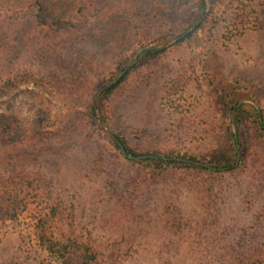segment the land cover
<instances>
[{
  "label": "rangeland",
  "instance_id": "374dc122",
  "mask_svg": "<svg viewBox=\"0 0 264 264\" xmlns=\"http://www.w3.org/2000/svg\"><path fill=\"white\" fill-rule=\"evenodd\" d=\"M260 2L217 0L210 14L208 0L209 11L204 19L210 17L207 24L181 45L176 46V42L162 50L169 52L161 67L145 71L143 77L118 97L113 118L121 128L141 134L145 151L179 145L184 154L188 145L177 143L174 128L181 118L185 126L200 125L199 120L217 122V107L208 85L212 77L223 81L233 106L248 100L259 107L261 114V109L264 110V9H259ZM194 11L196 3L190 1L183 7L175 4L169 15L182 21ZM254 19L260 24L256 29L246 26V21ZM159 30L153 25L123 24L104 44L82 46L79 50L84 58L82 64L77 57L69 58L68 67L56 72L59 83L51 86L54 89L51 94L44 90L46 94L39 91L38 96L32 97L29 91L37 87L27 83L0 98V114L11 107L28 129L36 99L48 110L52 135L35 145V152H39L36 160L23 163L17 170L46 173L59 187L65 214L73 218L75 238L95 244L101 254L100 264H132L135 252L136 258L147 264L154 252L165 250L182 254L184 261L177 264H194L198 258L188 252L214 248L213 244H207L212 236L219 238L236 225L246 226L257 211L259 195L255 194V187L251 191L255 196L246 200L252 208L244 210L250 184L245 172L225 174L210 194L213 200L207 204L203 201L205 207L199 201L201 208L197 211L198 199L190 183L182 182L183 175L179 172L164 175L158 182L145 186L126 188L127 177L133 176V172L110 152L96 128L86 124L81 116H75L74 112H83V108L69 110L72 106L65 101L68 95L63 98L61 92L68 93L78 83L82 88L95 75L98 79H108L111 72L108 63L112 57L134 52L130 64L140 48L162 46L178 38L155 44L152 39ZM139 41L141 45H137ZM21 61L22 68L18 66L14 70H26L38 77L51 70L49 64L33 61L30 51L23 53ZM88 61L91 66L86 65ZM78 96L75 94L73 98ZM257 98L261 106L256 103ZM3 170L0 166V171ZM187 181L191 180L187 178ZM174 210L182 217L177 233L167 230L163 224L166 218L176 215ZM202 220L206 224L199 227L197 224ZM24 227L23 221L0 223V264H45V256L26 240ZM166 260V256L160 260L154 257L155 264Z\"/></svg>",
  "mask_w": 264,
  "mask_h": 264
},
{
  "label": "trees",
  "instance_id": "16d2710c",
  "mask_svg": "<svg viewBox=\"0 0 264 264\" xmlns=\"http://www.w3.org/2000/svg\"><path fill=\"white\" fill-rule=\"evenodd\" d=\"M190 1L196 3V11L188 18L178 21L172 14L169 15V10L175 8V4L183 7ZM209 2L212 14L217 0ZM205 8L204 0H0V98L8 96L18 85L27 83L37 87L29 91L32 97L38 96L39 91L51 94L54 90L51 86L56 87L55 84L59 83L55 79L56 72L68 67L66 62L71 61L69 58L77 57L82 64L84 58L79 55L82 46L104 44L123 24L159 27L152 42L162 44L179 37L191 27L201 18ZM259 9H264L262 0ZM209 19L178 41L176 46L201 30ZM246 22V26L255 29L260 25L257 19ZM141 43L139 41L137 45ZM26 51L31 52L33 61L50 65L51 70L47 75L38 77L26 70H14L18 66L22 68L21 56ZM168 52L145 51L136 65L96 100L101 121L121 144L127 158L97 124L91 101L107 80L129 64L134 52L109 60L111 72L108 79L92 76L86 86L81 88V83H78L75 89H70L68 93L61 92V95L63 98L68 95L65 101L70 102L72 109L69 110L72 112L74 108L84 109L83 112L74 110L75 116H81L86 124L96 128L98 136L106 140L110 152L133 172V176L127 177L129 182H125L126 188L131 185L145 186L158 182L164 175L179 172L183 175L182 182L190 183L195 198L205 207L203 201L207 204L213 200L210 194L225 174L245 172L250 184L244 202L255 196L251 192L255 187V194L259 195L256 213L250 216L246 226L236 225L219 238L212 236L207 244H213L214 248L188 253L198 258L194 264H264V110L261 109L259 121V115L252 106H233L228 100L223 81L212 77L208 85L217 107V122L199 120L200 125L189 123L185 126V120L181 118L174 128L177 130V143L188 145L184 154H181L179 145L166 150L145 151L141 134L128 132L113 118L114 104L122 92L143 77L145 71L161 67ZM90 61L86 65L91 66ZM61 82L66 86L64 81ZM75 94L80 96L74 99ZM255 101L261 106L260 99ZM234 108L236 110L230 116ZM31 115V127L28 129L11 107L0 114V166L4 169L0 171V223L23 221L26 240L45 256V264H100L101 254L95 244L75 238L73 218L65 214L66 206L59 187L46 173H26L23 168L17 170L23 163L36 160L39 152H35V145L53 133L50 131V114L41 107L39 99L34 101ZM101 149L97 148L98 151ZM143 156L154 158L136 159ZM193 163L223 171H212ZM187 178L191 181H187ZM200 202L196 211L201 208ZM251 208L252 204L246 202L244 210ZM174 212L176 215L166 218L163 224L167 230L177 233L182 217ZM204 223L202 220L197 225L202 227ZM136 254L131 263L142 264ZM152 255L147 264H155L154 257L160 260L163 256L167 260L159 264L184 261L177 250L156 251Z\"/></svg>",
  "mask_w": 264,
  "mask_h": 264
},
{
  "label": "water",
  "instance_id": "95a60500",
  "mask_svg": "<svg viewBox=\"0 0 264 264\" xmlns=\"http://www.w3.org/2000/svg\"><path fill=\"white\" fill-rule=\"evenodd\" d=\"M204 2H205V6H206V8H205V11H204V13H203V15L201 16V18L199 19V20H197V22H195V24L189 29V30H187L185 33H183L181 36H179L178 38H176V39H174V40H172L171 42H169V43H167V44H165V45H162V46H147V47H143V48H140L137 52H136V54H135V56H134V58H133V60H132V62L126 67V68H124L115 78H113L112 80H110L109 82H107L97 93H96V95L94 96V98H93V100H92V108H93V111H94V115H95V118H96V121H97V124L99 125V127L103 130V132L105 133V135L107 136V137H109L112 141H114V142H116V144H117V146L121 149V151H122V155L125 157V158H127V156H126V154H125V152L123 151V149H122V146H121V144L119 143V142H117V140L115 139V137H114V135L110 132V130L108 129V127L101 121V119H100V116H99V113H98V109H97V105H96V100H97V98L103 93V92H105L107 89H109L111 86H113L114 84H116L117 82H119L122 78H123V76L130 70V69H132L134 66H135V64L137 63V61H138V58L140 57V55L142 54V53H144L145 51H162V50H164V49H167V48H169V47H171L172 45H174L176 42H178V41H180L181 39H183V38H185L188 34H190L195 28H197L203 21H204V19L206 18V16H207V14H208V11H209V6H208V0H204ZM245 103H247V104H250V105H252V107H254V109H255V111H256V113L258 114V115H260V110H259V107L255 104V103H253V102H251V101H241V102H239L238 104H237V106H241V105H243V104H245ZM236 110V108H234V110H233V112H232V114L234 113V111ZM259 120H260V117H259ZM232 128H233V130L235 129L234 128V125L232 124ZM151 159V158H154V157H150V156H143V157H140V158H136V159ZM156 159V158H155ZM164 160H169V159H164ZM177 161H180L179 159H177ZM183 162H188V161H185V160H182ZM237 162H238V158H237ZM188 163H192V162H188ZM193 164H195V165H198V166H203V167H205V168H208V169H210V170H212V171H223V170H216V169H213V168H211V167H208V166H206V165H201V164H198V163H193Z\"/></svg>",
  "mask_w": 264,
  "mask_h": 264
}]
</instances>
